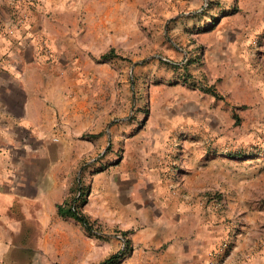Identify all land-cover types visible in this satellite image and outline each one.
Returning a JSON list of instances; mask_svg holds the SVG:
<instances>
[{
    "label": "rangeland",
    "instance_id": "1",
    "mask_svg": "<svg viewBox=\"0 0 264 264\" xmlns=\"http://www.w3.org/2000/svg\"><path fill=\"white\" fill-rule=\"evenodd\" d=\"M23 85L80 150L67 198L97 221L56 216L37 264H100L118 231L119 264H264V0H0L15 114Z\"/></svg>",
    "mask_w": 264,
    "mask_h": 264
},
{
    "label": "crops",
    "instance_id": "2",
    "mask_svg": "<svg viewBox=\"0 0 264 264\" xmlns=\"http://www.w3.org/2000/svg\"><path fill=\"white\" fill-rule=\"evenodd\" d=\"M6 72L17 79L19 71ZM23 86L19 114L0 103V264H37L39 255L43 262L81 157L69 137L56 134L55 112Z\"/></svg>",
    "mask_w": 264,
    "mask_h": 264
},
{
    "label": "trees",
    "instance_id": "3",
    "mask_svg": "<svg viewBox=\"0 0 264 264\" xmlns=\"http://www.w3.org/2000/svg\"><path fill=\"white\" fill-rule=\"evenodd\" d=\"M33 21V18H32ZM118 57L116 55L114 49L110 50L108 53L101 56L100 61L107 62L113 58ZM206 92L211 93L213 96L220 98L219 94L215 90L214 87H209L205 89ZM77 195L73 198L69 197L67 198L63 204H60L57 206V214L62 219H73L77 222H79L82 227L91 234H95L97 232L95 230V225L97 221L91 222V220L80 211V208L78 207V203L82 202L83 197L86 195V193L83 192L81 188L78 187ZM85 199V197H84ZM118 233L121 234L122 238L125 242V247L122 251H120L117 254L112 255L108 259H106L104 262L100 264H119V262L122 260V258L129 254L132 251V241L130 239L131 232L126 231H118Z\"/></svg>",
    "mask_w": 264,
    "mask_h": 264
}]
</instances>
